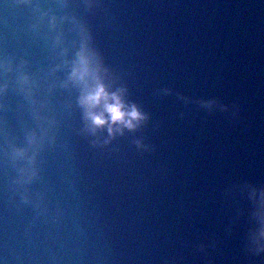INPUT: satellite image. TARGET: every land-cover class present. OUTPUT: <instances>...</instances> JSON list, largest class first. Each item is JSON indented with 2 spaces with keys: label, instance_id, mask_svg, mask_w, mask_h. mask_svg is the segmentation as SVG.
I'll return each mask as SVG.
<instances>
[{
  "label": "water",
  "instance_id": "1",
  "mask_svg": "<svg viewBox=\"0 0 264 264\" xmlns=\"http://www.w3.org/2000/svg\"><path fill=\"white\" fill-rule=\"evenodd\" d=\"M0 264H264V0H0Z\"/></svg>",
  "mask_w": 264,
  "mask_h": 264
},
{
  "label": "clouds",
  "instance_id": "2",
  "mask_svg": "<svg viewBox=\"0 0 264 264\" xmlns=\"http://www.w3.org/2000/svg\"><path fill=\"white\" fill-rule=\"evenodd\" d=\"M108 96V93L105 91L104 87L101 85L97 91L93 94H91L89 97H87V100L92 102L93 104H98L102 98H106ZM113 97L115 99V103L107 104L106 109L111 114V120L112 123L115 124L116 122H122L126 123L128 127H134L132 120H125L126 116L132 117V119H139L140 113L133 107V110L129 113H126L123 111V103L121 102V99L118 95L113 94ZM93 123L96 126H103L105 123H107L105 117L100 115H92ZM112 131V129H109Z\"/></svg>",
  "mask_w": 264,
  "mask_h": 264
}]
</instances>
